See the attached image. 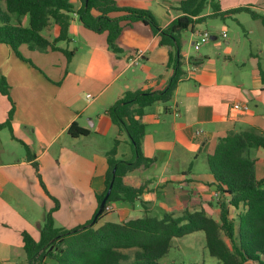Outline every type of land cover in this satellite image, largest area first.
I'll use <instances>...</instances> for the list:
<instances>
[{"label": "crops", "instance_id": "obj_1", "mask_svg": "<svg viewBox=\"0 0 264 264\" xmlns=\"http://www.w3.org/2000/svg\"><path fill=\"white\" fill-rule=\"evenodd\" d=\"M114 1L151 11L166 28L183 14L179 4L186 0ZM214 1L222 12L246 7L264 15V0ZM70 3L76 10L81 7V0ZM212 13L209 5L202 17ZM212 20L214 34L199 30L201 23L181 33L182 80L171 101L156 102L142 118V153L153 162L123 178L126 186L141 193L133 203L113 202V210L95 228L146 214L178 217L200 210L219 220L217 183L208 157L231 132L264 133V24L247 12ZM205 33L211 39L202 42ZM42 35L53 42L61 27L51 22ZM68 35L56 46L74 51L70 60L61 51L32 50L28 45L20 47L19 57L0 44V79L5 78L9 89V96L0 92V125L14 107L11 129H0V264H28L23 234L38 241L50 212L56 228L65 230L84 227L95 218L97 197L106 190L107 153L115 141H120L116 159L133 158L109 108L128 91L164 90L173 74L168 68L171 48L162 46L161 37L141 22L125 28L117 41L119 53L110 50L106 33L85 28L75 13ZM137 50L145 51L144 59L131 66ZM236 103L248 105L250 111H234ZM73 123L88 135L72 137L68 129ZM251 157L261 160L256 175L264 178V148L252 150ZM236 213L232 207V217ZM193 234L202 239L205 235Z\"/></svg>", "mask_w": 264, "mask_h": 264}, {"label": "trees", "instance_id": "obj_2", "mask_svg": "<svg viewBox=\"0 0 264 264\" xmlns=\"http://www.w3.org/2000/svg\"><path fill=\"white\" fill-rule=\"evenodd\" d=\"M209 5L213 13L202 17ZM179 10L183 14L166 28H161L151 11L120 5L114 0H81L78 10L70 0H0V44L10 46L19 57H22L20 47L28 45L32 50L51 48L61 51L70 60L74 51L62 50L56 44L69 39L74 13L85 28L98 34L106 33L108 46L115 53L120 52L117 41L125 28L138 22L149 26L153 34L160 36L162 46L171 48L168 68L173 74L164 90L128 91L108 110L112 122L127 136L133 158L129 161L116 159L119 140L107 153L106 190L97 197L99 209L114 177L115 181L97 221L92 225L94 218L84 227L65 230L56 228L50 212L46 215L38 241L28 233L23 234L28 264H162L160 261L170 253L174 239L196 232L205 234L208 253L219 264H264V178L256 175V164L261 160L251 157L252 150L264 148V133L256 129L229 133L218 140L215 152L208 157V166L219 194V220L200 210L186 211L178 217L167 213L162 218L146 214L124 223L109 222L95 228L105 215L108 204L120 200L133 203L141 193L139 189L126 186L123 178L153 162L142 153V140L146 134L142 118L146 109L156 102L171 101L182 80L181 33L209 18L223 19L225 15L240 12H247L264 24V15L250 8L222 12L214 0L182 1ZM115 13L122 16L111 17ZM27 17L29 24L25 26ZM51 22L61 27L60 37L53 42L42 35ZM0 92L9 96L5 78L0 79ZM13 114L14 107L0 129H11ZM68 133L72 137L88 135V131L77 123L69 127ZM28 155L31 158L30 153ZM232 207L239 211L234 217L231 215Z\"/></svg>", "mask_w": 264, "mask_h": 264}, {"label": "rangeland", "instance_id": "obj_3", "mask_svg": "<svg viewBox=\"0 0 264 264\" xmlns=\"http://www.w3.org/2000/svg\"><path fill=\"white\" fill-rule=\"evenodd\" d=\"M157 20L160 23V20ZM214 22V20L208 19L206 23L199 24L197 28L199 30L214 34ZM228 25L231 26V29H235V27L237 26L232 21H229ZM188 34L183 33L182 35L188 38L190 37V34ZM200 233V235H204L202 232ZM202 237L204 238L202 239L197 234H193L190 236L188 235L185 238L176 240L172 244L170 254L163 258L160 262L162 264H219L216 258H213L209 255L206 248V237L205 235Z\"/></svg>", "mask_w": 264, "mask_h": 264}, {"label": "built area", "instance_id": "obj_4", "mask_svg": "<svg viewBox=\"0 0 264 264\" xmlns=\"http://www.w3.org/2000/svg\"><path fill=\"white\" fill-rule=\"evenodd\" d=\"M211 39V36L207 33L203 34L202 36V42H205V41H209ZM202 42H197V45H201ZM144 56H145V51L143 50H137L135 51L131 58H130V65L131 66H135V65H138L140 62L143 61L144 59ZM233 109L234 111H237V112H242V113H247L250 111V107L248 105H241L239 103H236L233 105ZM198 135L202 134V131H198L197 133ZM216 198L218 199L219 198V194L217 193L216 194ZM113 210V206H112V203L111 204H108L106 206V210L105 212L106 213H109Z\"/></svg>", "mask_w": 264, "mask_h": 264}, {"label": "water", "instance_id": "obj_5", "mask_svg": "<svg viewBox=\"0 0 264 264\" xmlns=\"http://www.w3.org/2000/svg\"><path fill=\"white\" fill-rule=\"evenodd\" d=\"M114 181H115V177H114V180H113L112 184L110 185V188H109V190H108V192H107L104 200L102 201V203L100 205L99 212L96 215V217H95L94 222L92 223V225L97 221L98 216L102 213V211H103V209H104V207H105V205H106V203H107V201H108V199H109V197L111 195V192H112V189H113V185H114Z\"/></svg>", "mask_w": 264, "mask_h": 264}]
</instances>
